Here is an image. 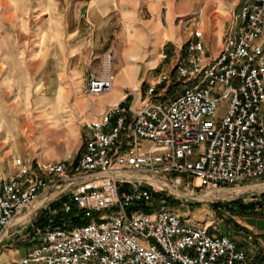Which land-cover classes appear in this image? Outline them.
<instances>
[{
    "label": "built area",
    "instance_id": "obj_1",
    "mask_svg": "<svg viewBox=\"0 0 264 264\" xmlns=\"http://www.w3.org/2000/svg\"><path fill=\"white\" fill-rule=\"evenodd\" d=\"M236 18L216 56L194 26L170 72L162 67L145 92L84 121L78 153L14 156L12 171L0 176V242L25 211L48 216L16 264H264L160 197L166 187L198 196V188L264 180V0L242 2ZM107 56L100 73L88 70V97L114 87ZM57 216L65 220L54 224Z\"/></svg>",
    "mask_w": 264,
    "mask_h": 264
},
{
    "label": "rangeland",
    "instance_id": "obj_2",
    "mask_svg": "<svg viewBox=\"0 0 264 264\" xmlns=\"http://www.w3.org/2000/svg\"><path fill=\"white\" fill-rule=\"evenodd\" d=\"M101 3L100 9L106 7L108 13L104 20L98 16L97 7L94 13H85L84 6L79 14L80 1L75 0H0V167L5 175L12 171L15 155L60 160L82 149L86 138L83 123L90 118L84 117L81 102L97 97L86 95L87 74L90 69L102 71L105 55H111V70L116 73L120 56L132 47L128 39L143 37L145 51L158 47L160 55L168 52L174 61L185 48L189 30L196 25L203 30L212 55L219 45L218 36L225 39L236 21L240 0ZM169 14L176 24L173 34L166 36L170 32ZM160 15L165 18L164 25ZM68 25L71 31L78 30L75 36L67 32ZM159 54L149 60H161ZM172 61H161L151 71L152 76H158L162 67L170 72ZM182 87L179 84L177 90ZM227 104L221 102L220 117ZM150 146L151 142H143L144 148ZM196 183L200 185L199 180ZM256 184H264V180L231 189L198 188V196L184 187L176 191L166 187L160 197L186 220L210 226L211 230L215 226L222 232H238L247 217L252 222L264 220L259 217L264 216V207L259 204L244 208L248 211L242 207L261 201L264 188H254ZM28 214L25 211L0 242L1 262L16 264L33 242L26 235L33 237L37 228H43L38 223L44 209L33 212L31 218Z\"/></svg>",
    "mask_w": 264,
    "mask_h": 264
},
{
    "label": "crops",
    "instance_id": "obj_3",
    "mask_svg": "<svg viewBox=\"0 0 264 264\" xmlns=\"http://www.w3.org/2000/svg\"><path fill=\"white\" fill-rule=\"evenodd\" d=\"M75 1L78 2L80 1L79 14L82 13L84 6H86V8H84L85 13L87 12L89 13L91 12V10L94 13L95 12L94 9H96L97 7L98 8L97 12H99L98 16L101 17L103 20L107 17L108 14L107 8L103 7L102 9H100L102 6L101 3L102 0H75ZM244 1L246 0H240V3L237 5V11H239L240 4ZM159 19L161 24L164 25L165 18L163 17V15L162 16L160 15ZM169 20H170L169 28L167 29V31H170V33L173 34V30H175L176 23L175 20H172V14H169ZM237 23L238 21L236 19V21H234L233 24H237ZM66 29L67 32L72 36H75V34L78 32V30L75 29L71 31L69 29V25L66 27ZM223 40H224L223 37L219 35L218 36L219 45L216 46L215 49L213 50L212 56H216L219 53ZM128 41H129L128 45H132V47L129 50H125V52L120 56L121 61L118 64L119 67L117 68V72L114 73L113 89L108 93L97 96L95 99L92 100H89L88 98L84 99L81 102V107L84 117L91 119V117L100 114L108 105L119 103L125 94L131 93L134 90H140L143 92L145 85L149 84L151 80L157 77V76L156 77L152 76L151 71L156 70L160 62L163 60L162 58L161 60L160 59L149 60V57L155 55V53L159 54V48L157 47L155 49L153 48L151 51H147V50L145 51L144 50L145 38L143 37H131L128 39ZM260 43L264 47V31L260 39ZM163 46L164 44H162V47ZM169 56H170L169 59H171L172 61V56L170 54ZM176 56L177 54L175 55V58ZM173 62L174 61H172V63ZM263 110H264V106H263ZM3 169L4 168L0 167V176L5 175L3 173L4 172ZM259 217H264V216H259ZM241 224H242V228L238 232L231 230V232L226 231L224 233L230 234L232 238L236 240L240 248L245 249L246 251L252 253L255 257H264V220L252 222L251 220H249V217H247L245 221H242ZM26 238L29 239L33 238L32 243L28 241L30 244L26 248V252H27V250L35 243L34 240L37 239H35V237H31V235L29 234L26 235ZM2 246L3 244H0V264H9L4 261L1 262V256L3 253V251H1Z\"/></svg>",
    "mask_w": 264,
    "mask_h": 264
},
{
    "label": "trees",
    "instance_id": "obj_4",
    "mask_svg": "<svg viewBox=\"0 0 264 264\" xmlns=\"http://www.w3.org/2000/svg\"><path fill=\"white\" fill-rule=\"evenodd\" d=\"M264 193L262 194V198H261V201L259 202V203H253V204H251V205H249V206H242L243 207V209L244 208H253L254 207V205H256V204H259L260 206H262V207H264ZM262 202V203H261ZM255 208V207H254ZM245 211H248L247 209H244ZM249 211H251V209H249ZM63 220H65V217H63V216H57V217H55V218H53V223L54 224H61L62 222H63ZM47 221V222H46ZM46 223H48V216L46 215V214H44L43 215V217L40 219V221H39V225L41 226V227H45V225H46Z\"/></svg>",
    "mask_w": 264,
    "mask_h": 264
},
{
    "label": "bare ground",
    "instance_id": "obj_5",
    "mask_svg": "<svg viewBox=\"0 0 264 264\" xmlns=\"http://www.w3.org/2000/svg\"><path fill=\"white\" fill-rule=\"evenodd\" d=\"M172 34L169 32V33H167L166 34V36H171ZM111 62H110V59H109V57L107 56L106 57V59H105V65H106V68L107 69H110V67H111ZM255 187H259V188H264V184H256V185H254V188ZM239 190H241V189H239Z\"/></svg>",
    "mask_w": 264,
    "mask_h": 264
}]
</instances>
